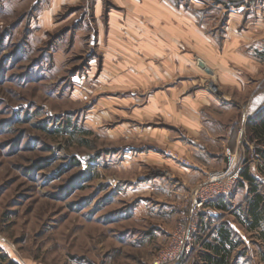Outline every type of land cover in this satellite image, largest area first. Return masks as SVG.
Here are the masks:
<instances>
[{
  "label": "rangeland",
  "instance_id": "1",
  "mask_svg": "<svg viewBox=\"0 0 264 264\" xmlns=\"http://www.w3.org/2000/svg\"><path fill=\"white\" fill-rule=\"evenodd\" d=\"M49 1L0 0V264L166 259L208 178L141 163L164 154V120L141 114L154 88L110 85L121 71L108 75L92 10L67 3L45 25ZM186 245L165 264H188Z\"/></svg>",
  "mask_w": 264,
  "mask_h": 264
},
{
  "label": "crops",
  "instance_id": "2",
  "mask_svg": "<svg viewBox=\"0 0 264 264\" xmlns=\"http://www.w3.org/2000/svg\"><path fill=\"white\" fill-rule=\"evenodd\" d=\"M49 3L45 25L67 3L92 10L108 75L121 71L110 85L154 88L141 114L164 120L155 134L164 154L144 155L142 164L158 157L191 185L236 174L231 191L200 211L188 264H264V0ZM185 193L172 192L182 202Z\"/></svg>",
  "mask_w": 264,
  "mask_h": 264
},
{
  "label": "built area",
  "instance_id": "3",
  "mask_svg": "<svg viewBox=\"0 0 264 264\" xmlns=\"http://www.w3.org/2000/svg\"><path fill=\"white\" fill-rule=\"evenodd\" d=\"M263 1V0H259ZM209 89L213 93H217V89L213 85L209 84ZM227 171L212 173L208 176L207 186H198L194 190L193 200L189 208V215L187 222L180 224V237L177 243L172 244L170 249L166 250V259H156L153 264H165L167 261L175 260L180 252L183 250L186 243L192 236L197 225L196 221L201 209L212 199L217 196L227 194L231 191L237 178L236 174L226 175Z\"/></svg>",
  "mask_w": 264,
  "mask_h": 264
}]
</instances>
